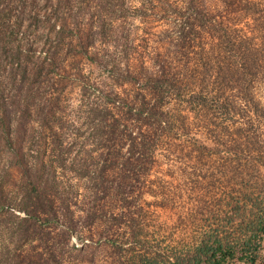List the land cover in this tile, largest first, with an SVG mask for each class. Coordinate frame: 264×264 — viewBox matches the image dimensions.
I'll use <instances>...</instances> for the list:
<instances>
[{
    "label": "rangeland",
    "instance_id": "1",
    "mask_svg": "<svg viewBox=\"0 0 264 264\" xmlns=\"http://www.w3.org/2000/svg\"><path fill=\"white\" fill-rule=\"evenodd\" d=\"M191 3L115 0L68 20L54 66L11 103V141L0 124V264H135L188 242L202 203L264 188V0H196L203 19L185 20ZM39 21L18 38L31 63L56 46ZM161 68L179 80L160 95L168 124L128 165L104 121Z\"/></svg>",
    "mask_w": 264,
    "mask_h": 264
},
{
    "label": "trees",
    "instance_id": "2",
    "mask_svg": "<svg viewBox=\"0 0 264 264\" xmlns=\"http://www.w3.org/2000/svg\"><path fill=\"white\" fill-rule=\"evenodd\" d=\"M114 1L0 0V124L9 128L6 132L8 141L12 140L10 129L13 123L10 117L16 115V112H10L11 103L13 106V100L22 98L23 95L19 94H22L21 90L28 85L29 80H38L44 70L54 66L59 47L65 45L67 36L73 33L68 20H78V15L86 8L102 10L104 7H113ZM195 1L192 0L191 15L185 20L203 19L204 12L197 11ZM10 17H14V20H10ZM39 20L56 31V46L44 42L47 50L45 61L31 63V52L22 48L18 38L22 34L27 36L29 30L38 31ZM25 24L28 26L24 30ZM79 45L87 51L90 44L85 42ZM216 73L219 78L222 75H234L229 66ZM146 81L148 86L141 90L143 99H123L118 106L116 102H111L116 109H109L108 113L112 117L104 121V128L108 129L105 139L109 143L113 142L109 151L115 148V151L121 152L126 148L129 156L125 163L132 166L140 161L142 164L143 160L139 156L148 149L157 148L156 144H152V139L160 137L168 124V104L160 95L164 87H171L179 80L175 74L161 68L159 72L150 73ZM222 95L225 97L226 94ZM224 103V106H228ZM18 114L21 115L20 112ZM127 180L131 179L119 185V191H132V183H127ZM146 193L154 195L155 191L147 190ZM196 214L199 219L193 221L195 234L182 247H173L171 252L144 250L138 255L135 264H258L261 261L264 256V188L257 190L245 185L231 189L211 205L202 203ZM134 238L137 239L138 235H134Z\"/></svg>",
    "mask_w": 264,
    "mask_h": 264
}]
</instances>
